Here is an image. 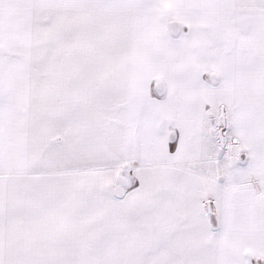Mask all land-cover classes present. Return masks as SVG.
Returning <instances> with one entry per match:
<instances>
[{
    "label": "snow or ice",
    "instance_id": "1",
    "mask_svg": "<svg viewBox=\"0 0 264 264\" xmlns=\"http://www.w3.org/2000/svg\"><path fill=\"white\" fill-rule=\"evenodd\" d=\"M0 264H264V0H0Z\"/></svg>",
    "mask_w": 264,
    "mask_h": 264
}]
</instances>
